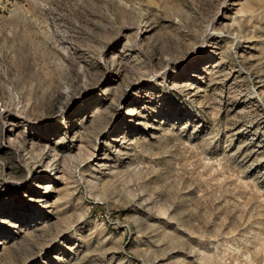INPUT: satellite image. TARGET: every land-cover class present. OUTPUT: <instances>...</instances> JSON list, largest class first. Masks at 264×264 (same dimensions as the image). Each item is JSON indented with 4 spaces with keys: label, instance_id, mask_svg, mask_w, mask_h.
<instances>
[{
    "label": "rangeland",
    "instance_id": "rangeland-1",
    "mask_svg": "<svg viewBox=\"0 0 264 264\" xmlns=\"http://www.w3.org/2000/svg\"><path fill=\"white\" fill-rule=\"evenodd\" d=\"M0 264H264V0H0Z\"/></svg>",
    "mask_w": 264,
    "mask_h": 264
},
{
    "label": "bare ground",
    "instance_id": "bare-ground-1",
    "mask_svg": "<svg viewBox=\"0 0 264 264\" xmlns=\"http://www.w3.org/2000/svg\"><path fill=\"white\" fill-rule=\"evenodd\" d=\"M207 73H208V72H207ZM196 77H197L196 75H192V76H191L192 79H197ZM201 91H202V90H200V92H201ZM38 189H41V187L38 186ZM44 189H45V191H49L50 186H46V187H44ZM44 194H45V193H44ZM44 194L42 193V195H44ZM39 202H40V203H43L44 200H43V199H40Z\"/></svg>",
    "mask_w": 264,
    "mask_h": 264
}]
</instances>
